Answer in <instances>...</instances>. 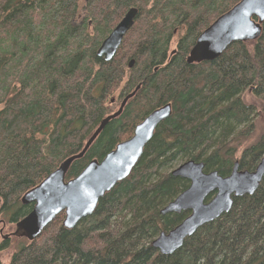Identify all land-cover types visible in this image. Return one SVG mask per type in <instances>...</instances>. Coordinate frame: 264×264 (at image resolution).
<instances>
[{
    "label": "trees",
    "instance_id": "trees-1",
    "mask_svg": "<svg viewBox=\"0 0 264 264\" xmlns=\"http://www.w3.org/2000/svg\"><path fill=\"white\" fill-rule=\"evenodd\" d=\"M81 1L0 0V216L17 225L30 214L23 196L79 155L135 91L73 162L67 182L132 138L155 110L171 105L172 116L91 217L66 230L60 214L8 264H264V179L173 255L152 246L191 215H161L190 186L171 171L193 161L225 178L236 162L254 172L264 158V130L243 147L264 113V23L257 41L188 64L201 33L242 0H86L85 19L74 25ZM132 8L134 26L105 62L97 53ZM9 244L4 240L0 250Z\"/></svg>",
    "mask_w": 264,
    "mask_h": 264
},
{
    "label": "water",
    "instance_id": "water-1",
    "mask_svg": "<svg viewBox=\"0 0 264 264\" xmlns=\"http://www.w3.org/2000/svg\"><path fill=\"white\" fill-rule=\"evenodd\" d=\"M137 15L138 10L134 8L127 12L102 43L98 57L105 62L114 59L125 36L134 26ZM263 23L264 0H242L201 33L187 59L188 64L212 62L234 43L257 41ZM133 66L134 62H131L129 68ZM135 94L136 91L123 101L115 114L101 122L79 155L64 161L38 187L23 196L22 205H33V210L16 225L14 237L34 241L62 213L65 214L63 227L66 230L75 229L82 220L95 213L101 199L130 177L157 128L172 116L171 105L155 110L136 127L132 138L120 143L101 162H91L75 179L66 181L73 162L83 158L99 134L110 121L122 114ZM204 168L203 163L189 161L172 171L173 177L189 181L190 186L166 206L161 215H180L184 212L191 215L153 242V248L164 256L173 255L183 247L186 239L193 237L203 226L228 214L233 206V198L253 196L264 179V158L254 172L241 171L239 162H236L231 175L225 178L217 172L205 173ZM212 195L215 196L207 203ZM9 237L4 236L3 240Z\"/></svg>",
    "mask_w": 264,
    "mask_h": 264
},
{
    "label": "rangeland",
    "instance_id": "rangeland-1",
    "mask_svg": "<svg viewBox=\"0 0 264 264\" xmlns=\"http://www.w3.org/2000/svg\"><path fill=\"white\" fill-rule=\"evenodd\" d=\"M85 3H86V0H82L79 3L78 13L76 15V20L74 21V25H81L83 23V21L85 19V15H86ZM244 98H245L246 103H253L252 102L253 98H252L250 93H247ZM255 123H256V132L253 135V139L251 141L245 143L243 147H247L251 142L252 143L255 142L259 138V136L262 134V132L264 130V113L256 116ZM6 217L0 216V221L3 220L7 223L6 226H4V227H3V224L0 223V229H2V231H3L2 237L0 236V248H1L2 243L4 241L3 237L4 236H11V237L9 238L10 244L8 245V247H5V248H3V250H0V262L2 264H8L13 253L16 252L19 247H21L27 243V240L25 238H15L13 236V234L16 231V229H15L16 225L9 224L8 218H6Z\"/></svg>",
    "mask_w": 264,
    "mask_h": 264
},
{
    "label": "flooded vegetation",
    "instance_id": "flooded-vegetation-1",
    "mask_svg": "<svg viewBox=\"0 0 264 264\" xmlns=\"http://www.w3.org/2000/svg\"><path fill=\"white\" fill-rule=\"evenodd\" d=\"M0 223L3 224V227L6 226V224H7V223H6L5 221H3V220H1ZM2 233H3V231H2V229H0V236H1V237H2Z\"/></svg>",
    "mask_w": 264,
    "mask_h": 264
}]
</instances>
